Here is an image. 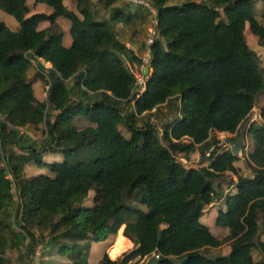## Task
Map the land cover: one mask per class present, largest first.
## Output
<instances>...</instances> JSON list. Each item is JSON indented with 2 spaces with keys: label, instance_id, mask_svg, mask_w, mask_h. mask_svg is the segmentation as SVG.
I'll list each match as a JSON object with an SVG mask.
<instances>
[{
  "label": "trees",
  "instance_id": "1",
  "mask_svg": "<svg viewBox=\"0 0 264 264\" xmlns=\"http://www.w3.org/2000/svg\"><path fill=\"white\" fill-rule=\"evenodd\" d=\"M35 1L53 9L32 18L49 23L47 29L30 31L27 0H0V10L20 24L16 32L0 22V264H36L39 247L43 258L60 255L72 264H90L92 243L116 237L122 227L135 250L116 260L104 254L99 264H133L153 256H159V264H264L259 238L264 108L262 123H252L247 131L254 142L251 177L240 174V158L232 148L223 150L212 136L238 139L264 91V68L245 36L249 26L264 47V26L253 1L187 0L177 6L174 0H146L156 11L157 25L143 93L136 90L138 80L129 67L140 63L112 28L136 25L144 12L126 13L116 7L121 0H104L112 15L98 21L92 0H75L78 13L64 0ZM61 18L71 23L69 48L62 34L50 35ZM34 59L51 64L50 69L40 66L48 87L43 103L27 77ZM163 106L177 116L165 126V138L181 144L178 152L186 157L198 151L208 166L187 169L164 146L149 120ZM80 118L91 126L80 130ZM142 118L145 125L139 128ZM120 126L140 133V145ZM186 139L191 142L184 144ZM83 142L95 153L96 171L84 162L61 169L44 161L46 153L75 154ZM31 162L51 176L27 178ZM228 173L237 177L231 182L236 193L224 194L215 186ZM91 190L94 205L86 207ZM217 200L226 204L216 219V226L230 231L224 240L201 223L205 208ZM225 242L232 246L229 256L202 253ZM254 249L260 261L254 260Z\"/></svg>",
  "mask_w": 264,
  "mask_h": 264
},
{
  "label": "rangeland",
  "instance_id": "2",
  "mask_svg": "<svg viewBox=\"0 0 264 264\" xmlns=\"http://www.w3.org/2000/svg\"><path fill=\"white\" fill-rule=\"evenodd\" d=\"M186 1L187 0H174L171 4L177 5V6H183ZM191 1L196 2V3H204V2L208 3L209 2V0H191ZM252 1L255 7L256 18L264 26V3L262 0H252ZM64 4L69 10L78 13L75 0H64ZM27 6L30 9L29 14L27 15V19H32L35 15H38V14L50 15L53 12V9L51 7L45 4H36L35 0H27ZM116 7L122 9L126 13L134 12L135 10L139 9L140 11L144 12L143 14L144 16L146 15V17L141 22H138L136 24V27H137L136 33L132 35L130 39H129V36L128 37L121 36V33L119 32V29H118L119 25L118 26L115 25L112 28V29H115L116 34L121 36L122 40L125 43L126 41L127 43H129L128 42L129 40L132 42L134 40L136 41V43H134L136 46L134 47H136L137 50L135 51L134 49H132L133 45L131 44H130L131 46L130 49L133 51L134 55H136L137 58L141 60V64L131 63L129 64V67L132 70V72L135 74L138 80L136 90H138V93H143L145 91L146 82L148 80V74H146V70L150 72L148 69V65H149V50H148L149 44L148 43L150 42L151 39L152 41H154L156 37V35L153 36V33L156 32V21H155L156 12L155 13L152 12L150 8H147L144 5H138L134 3H124V1L122 0L119 1ZM112 11H113V8L109 9L110 17L107 16L104 9L101 8V5L97 3V6L95 7V12L98 16L96 17L97 20L98 21H109L112 15ZM150 16H151L150 21L146 22V20L149 19ZM0 22L7 25L12 31L18 32L20 30L19 22L14 17L6 14L5 12L1 10H0ZM31 22L32 24L29 26L30 31L31 30L33 31V29L35 28L44 30L50 27L49 23L42 25V23H39L38 21H33V19ZM142 22H144L143 24L148 23L149 26L147 28L148 33L146 32L148 35L142 45L143 46L142 49H140L138 47L141 44L140 38L143 37L146 31L145 30L146 28L144 29L141 28ZM58 24H59L58 27L52 30V32H50V35L62 34L64 46L66 48L71 47L72 37L70 34V28H71L70 21L61 18ZM245 36H246V40L249 44L250 49L258 55L261 66L264 68V47L260 45L258 38L253 35L249 26H247V29L245 31ZM40 66H44L45 69L51 68V64L45 63L43 60L34 59L31 70L28 72L27 77H28V81L33 83V87H34L35 95L37 99L43 100L45 102L46 98L44 94L46 93V89L48 87H46V84L41 78L43 71L40 69ZM73 86H74V83H69L70 88H72ZM83 99L85 103L88 102V100H86L84 96H83ZM91 101L94 102L95 100H91ZM263 108H264V91L261 93L257 106L254 109V112L251 114L249 119L245 122L242 130L247 125L246 127L248 131L249 126L254 122L262 123V120L260 119V113ZM40 112L44 113L45 109L41 107ZM175 118H177V116L175 115L174 110H172L170 107L163 106L161 107L160 111H158L157 113H152L149 120L151 121L152 124H154L159 129L160 137L162 139L164 146L170 149L171 152L177 158V160L180 163H182L187 169H191V168L199 169V168L208 166L209 161L203 162L201 160V156L198 151L191 154L189 157H186L185 155H181L178 152L181 144L173 143L171 139L165 138L163 134V130L165 126L168 123L175 120ZM145 121L146 120L143 118L139 120V123H138L139 128L145 125ZM76 125L80 130H82V129H85L86 127L91 126V123H89L85 119L80 118V119H77ZM120 130L126 138L134 139L135 146L140 145L141 139H142L140 133L133 134L124 126H120ZM26 132L31 137L36 138L35 133L32 130V128L26 129ZM212 136L218 138L221 141L220 146L222 147L223 150L232 148L229 144L226 143L227 140L238 141L240 138L239 137L238 139H236V135L223 134V133H218V132H214ZM190 142L191 140L189 139H186L183 141L184 144H189ZM79 147H80V150L75 154L46 153L43 156L44 161L48 163L56 162L59 165V167H61V169H69L71 167H76L80 163L84 162V163H87L89 166L93 167V170L96 171L95 166H94V161L96 158L94 151L90 147H88L87 144H85L84 142L79 143ZM253 147H254L253 139L248 133H246V140H245L244 147L238 154L240 161L236 163V167L239 169L240 174L244 177L252 176V169L249 164V155L252 152ZM25 171H26L27 178H31V177L38 176V175H50V172L48 169L39 168L34 162L27 164V166L25 167ZM236 181H237V177L232 173H228L224 177L220 178L219 181L215 182V186L217 188L218 186H220L224 194H228L229 192L236 193L235 189L231 185V182H236ZM95 194H96L95 190H91L89 192L85 200V203H84L86 207H91L94 205ZM221 210L226 211V204L223 201L221 202L217 200L214 204L207 206L205 208V214L203 218L201 219V223L207 228H209L213 236H215L217 239L224 240L229 236L230 231L229 229L216 226V219ZM259 238L262 241H264V228L261 230ZM123 242L126 243L125 244L126 249L122 252V254H120L116 258H112L111 253L115 249V246L117 243V236L112 237L107 241L92 243L91 249L89 251L90 264H99L104 254H108L111 260H116V259L122 258L124 254H127L135 250V245L130 240L124 237ZM43 251H44L43 247H39L37 249V263L36 264H41V263H44V264H72L71 262H73L70 257H67V256L65 257V256H60V255H55V256L51 255V256L43 258V255H42ZM231 251H232L231 243L225 242L223 246H221L220 248H216V249L215 248H205L202 250V253L211 258H219V257L229 256ZM252 254H253V258L255 261H260L262 259V256L258 250L254 249ZM148 260L149 259H146L143 261L137 260V261H134L133 264H145Z\"/></svg>",
  "mask_w": 264,
  "mask_h": 264
},
{
  "label": "crops",
  "instance_id": "3",
  "mask_svg": "<svg viewBox=\"0 0 264 264\" xmlns=\"http://www.w3.org/2000/svg\"><path fill=\"white\" fill-rule=\"evenodd\" d=\"M122 1H124V0H122ZM92 2L94 3V5H95V7L97 6V3L98 4H100L101 5V8H103L104 9V11H105V13H106V15L107 16H109L110 17V15H109V10H106L105 9V7H104V0H92ZM125 3V2H124ZM142 12V11H140L139 9L138 10H135L134 12H132V13H135V12ZM156 15V14H155ZM150 19H151V16H150V18L149 19H147L146 20V22H149L150 21ZM144 22H142V25H141V28H146L145 30V34L143 35V37H141L140 38V41H141V44H140V46H138L140 49H142V45H143V43H144V41L146 40V37H147V28H148V23H146V24H143ZM43 24H46V23H42V25ZM118 29H119V32L121 33V36H123V37H128L129 36V39L131 38V36L132 35H134L135 33H136V30H137V27H136V25H133V26H124V25H119L118 26ZM147 32V33H146ZM119 36V35H118ZM121 36H119V38L122 40V38H121ZM129 43H127V41H126V45L128 46V48L130 49L131 48V46H130V44L131 45H133V47H132V49H134L135 51L137 50L136 49V47H134V46H136L134 43H136V41L134 40L133 42L132 41H128ZM131 50V49H130ZM132 51V50H131ZM133 52V51H132ZM136 56V55H135ZM137 57V56H136ZM48 89V88H47ZM47 89H46V91H47ZM44 96H45V98H47V93H45L44 94ZM38 101H40L41 103H43L44 101L43 100H38ZM46 101V100H45ZM71 263H73V262H71Z\"/></svg>",
  "mask_w": 264,
  "mask_h": 264
},
{
  "label": "water",
  "instance_id": "4",
  "mask_svg": "<svg viewBox=\"0 0 264 264\" xmlns=\"http://www.w3.org/2000/svg\"><path fill=\"white\" fill-rule=\"evenodd\" d=\"M137 60L141 64V60L139 58H137ZM146 74H148V70H146ZM246 126L241 131L240 138L238 141L227 140V142H226L227 144H229L232 147V150H233V153L235 156H238L239 152L244 147L245 140H246V133H247V127ZM159 260H160L159 256H153L145 264H159Z\"/></svg>",
  "mask_w": 264,
  "mask_h": 264
},
{
  "label": "bare ground",
  "instance_id": "5",
  "mask_svg": "<svg viewBox=\"0 0 264 264\" xmlns=\"http://www.w3.org/2000/svg\"><path fill=\"white\" fill-rule=\"evenodd\" d=\"M123 232H124V227H122L120 229V231L118 232V235H117V243H116L115 249L111 253V257L112 258H116L120 254H122V252L126 249V245H125L126 243L123 242V239H124Z\"/></svg>",
  "mask_w": 264,
  "mask_h": 264
},
{
  "label": "built area",
  "instance_id": "6",
  "mask_svg": "<svg viewBox=\"0 0 264 264\" xmlns=\"http://www.w3.org/2000/svg\"><path fill=\"white\" fill-rule=\"evenodd\" d=\"M125 1H127L128 3H134V4H138V5H144L147 8H150L152 12H154V13L156 12V11H154V9L151 8L150 4L147 1H144V0H125ZM155 17H156V15H155ZM155 21H156V18H155ZM156 25H157V21H156ZM155 35H156V32L153 33V36H155ZM152 43H153V41L151 39L148 44L150 45Z\"/></svg>",
  "mask_w": 264,
  "mask_h": 264
}]
</instances>
